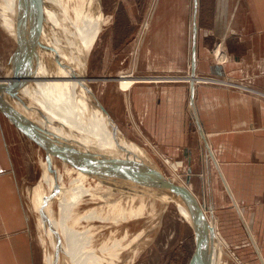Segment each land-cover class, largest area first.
<instances>
[{
    "label": "rangeland",
    "instance_id": "374dc122",
    "mask_svg": "<svg viewBox=\"0 0 264 264\" xmlns=\"http://www.w3.org/2000/svg\"><path fill=\"white\" fill-rule=\"evenodd\" d=\"M100 1L104 14L111 16V19L103 26L102 32L93 44L85 74L92 79L91 89L99 102L104 105L118 138L121 140L126 136L135 142L145 151L147 158L139 159L135 155L134 158L148 166L158 168L167 179L183 191L192 194L201 205L206 206L207 213H211L210 205L215 209L221 239L229 243L223 249L226 264H264V215H260L258 219L257 200L252 198L249 204L245 205L249 208L247 221L242 216L241 208L234 205L232 195L221 176V166L215 162L212 154L211 143H205L199 133L202 118L196 100L200 86L220 85L244 92H259L253 85L254 76H249L246 72L232 78L229 74L221 76L211 69V66L217 64L215 61L222 62L225 66L232 65L231 56L216 46L214 28L225 32L229 29V25L233 24L230 22H234L236 16L231 13V9L227 10L225 7L220 9L217 4L214 5L217 0H199L197 11L195 6L197 0ZM194 21L199 27L195 71H193L195 57L192 42ZM204 30L208 33L205 37ZM205 43L207 49L204 48ZM31 47L33 49V44ZM18 48L17 36L8 32L7 26L4 27L0 22L1 79L15 78ZM205 50L210 52L207 55L208 60L212 61L209 68L200 64V58L203 59L201 55L206 54ZM36 53L34 57L40 72L45 76L53 77L46 69L45 73L43 72L46 62L44 57L39 60V53L37 51ZM171 55L175 58L174 63ZM238 66L236 65L235 68ZM123 70H130L138 77L197 75L211 79L200 82L188 79L139 82L131 90H125L121 88L117 79ZM55 80L51 81L53 87L59 82ZM13 83L5 85L2 90L0 88V117L5 116L21 133L22 156H19V160L23 172L22 195L32 219L36 243L42 252L41 264H45L43 259L45 246L40 243L38 215L32 209L30 198L31 188L42 172L41 157L46 156L41 146L42 139L36 133L37 124L42 127L45 138H50L54 143L60 140L55 137L49 125L37 121V118L41 117L26 106ZM239 85H247L248 89H243ZM181 88L186 91L184 100L188 117L186 129L160 131L158 118L162 110L170 109L164 104V99L166 98V102H172L173 92H178ZM52 91H55L59 98V91L53 88ZM48 116L54 118L56 122L67 123L61 121L62 117L59 113L50 112ZM179 133L182 134L180 140L176 138ZM67 147L69 146H66V150L73 154L70 147ZM171 160L182 161L183 166L175 170L170 163ZM25 163L31 171L30 175L24 167ZM27 175L29 176L26 177ZM139 191L141 189H138V194ZM147 193V196H158L153 191ZM159 200L155 215L142 237L138 239L141 242L140 246L135 248L138 254H134L136 258L128 264H190L196 256L198 240L195 227L179 212L175 203L163 206L159 204L161 203ZM138 229L142 232L141 227Z\"/></svg>",
    "mask_w": 264,
    "mask_h": 264
},
{
    "label": "bare ground",
    "instance_id": "6f19581e",
    "mask_svg": "<svg viewBox=\"0 0 264 264\" xmlns=\"http://www.w3.org/2000/svg\"><path fill=\"white\" fill-rule=\"evenodd\" d=\"M110 17L104 14L100 0H0V22L15 37L19 31L23 33L26 40L28 55L25 58H28L24 59L22 68L30 75L18 92L26 106L41 117L37 121L45 122L56 137L63 140L57 143L50 138L42 140L46 156L41 157L42 172L30 194L32 209L38 215L40 243L45 246V264L132 263L136 258L134 254H138L135 248L141 244L138 239L155 215L158 199L163 206L175 203L195 230L198 225L194 210L183 197L127 179L108 178L104 170L103 175L94 173L78 162V155L66 150L70 144L69 147L92 154L125 158L128 152L124 150H128L139 159L147 158L135 142L126 136L118 138L108 113L97 104L90 85L92 79L85 74L89 53ZM38 27L41 45H38V37H34ZM32 44L38 47L39 60L44 57L46 62L43 72L46 69L53 77L40 72L36 58L29 53ZM55 79L59 82L53 87ZM117 79L122 89L131 90L139 82L184 79L200 82L211 78L138 77L130 70H123ZM15 81V78H0L1 90ZM52 88L59 91V98ZM50 112L61 114V121L67 123L54 121L48 116ZM170 163L175 170L183 166L182 161L171 160ZM138 189H141L139 194ZM149 189L159 197L147 196V191L152 192ZM198 204L213 228L215 239L204 253L205 262L226 264L223 249L229 243L221 239L215 209L210 205L209 214L206 206ZM140 227L142 232H139Z\"/></svg>",
    "mask_w": 264,
    "mask_h": 264
},
{
    "label": "crops",
    "instance_id": "0c3cea01",
    "mask_svg": "<svg viewBox=\"0 0 264 264\" xmlns=\"http://www.w3.org/2000/svg\"><path fill=\"white\" fill-rule=\"evenodd\" d=\"M198 1L195 3L196 11ZM215 4L220 9H231L238 19L230 22L233 24L225 32L214 28L216 46L230 55L233 61L232 65L225 66L214 60L217 64L211 69L232 78L246 72L254 76L253 85L259 92H244L220 85L200 86L196 101L203 123L199 126V133L205 143H211L212 154L221 166V176L234 205L241 208L242 216L248 221L249 208L245 205L252 198L257 200L258 219L264 215V0H217ZM192 24L195 71L199 27L196 21ZM207 34L204 30V37ZM204 48L207 49L206 43ZM205 51L200 64L209 68L212 61L207 55L210 52ZM172 58L174 63V56ZM236 65L239 66L235 68ZM239 87L248 89V86ZM173 94L172 102L164 99V104L170 109L162 110L158 118L160 131L186 129V91L181 88ZM181 136L179 133L176 138L180 140ZM21 142V133L5 116L0 117V264L42 263V252L36 243L32 219L22 195ZM24 167L27 168L26 163ZM27 174H31L28 168Z\"/></svg>",
    "mask_w": 264,
    "mask_h": 264
},
{
    "label": "water",
    "instance_id": "95a60500",
    "mask_svg": "<svg viewBox=\"0 0 264 264\" xmlns=\"http://www.w3.org/2000/svg\"><path fill=\"white\" fill-rule=\"evenodd\" d=\"M28 20V18H27ZM28 22V21H27ZM26 23V22H25ZM27 24V23H26ZM38 26V24H37ZM37 33L34 34V37H38V45H41V38H40V31L39 27L36 30ZM23 33L19 31V35H17L18 40V53L16 57V67H15V82L14 87L15 89L19 90L21 87L25 84V79L29 78L30 74L26 73V68H22L24 59L27 60L26 54L28 53L26 51V40ZM36 46L31 47L29 53L35 54L37 49ZM19 88V89H18ZM97 104L100 105L102 110L106 111L104 105L99 102L97 98ZM107 112V111H106ZM42 115V113H41ZM43 117V115H42ZM109 117V116H108ZM46 119V118H45ZM110 120V119H109ZM111 121V120H110ZM42 127L37 124V136L40 137L42 140H44V133L41 129ZM56 137V135H55ZM61 141H63L61 138H58ZM65 142V140H64ZM68 146H71L70 144ZM73 147V148H72ZM67 147L72 152L78 155V162L84 166L86 169H89L93 171L94 173L101 172L104 170L105 174L104 176L111 178L115 177L119 180H130L134 183H138L140 185L144 184L146 186L152 187V188H159L164 189L169 192H173L184 199H186L187 202H189L191 209L194 210V214L196 215V232H197V240H198V248L196 252L195 258L190 262V264H206L205 262V255L206 249L211 244H214L215 239L213 238V228L208 224V220L205 217V214L203 210L200 208V205L198 204L196 198L186 192L180 189L176 184H174L170 179H167L163 173L158 169L151 166L146 165L145 163H142L139 161V159L134 158L133 154L126 153L125 158L122 157H114V156H107V155H101V154H92L90 151L81 150L77 147Z\"/></svg>",
    "mask_w": 264,
    "mask_h": 264
}]
</instances>
